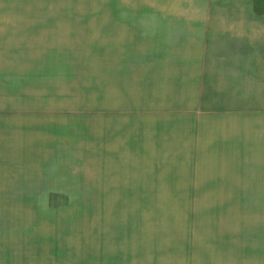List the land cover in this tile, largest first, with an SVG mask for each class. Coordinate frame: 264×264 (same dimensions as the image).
Returning <instances> with one entry per match:
<instances>
[{
    "label": "rangeland",
    "instance_id": "obj_1",
    "mask_svg": "<svg viewBox=\"0 0 264 264\" xmlns=\"http://www.w3.org/2000/svg\"><path fill=\"white\" fill-rule=\"evenodd\" d=\"M252 8L264 15V0ZM209 9L0 0V107L7 96L8 156H18L6 170L22 174L7 224L39 228L20 248L0 242L10 257L23 248L22 264H232L244 245L252 257L264 249V79L230 90L234 54L257 30L264 40V24L242 13L215 22ZM198 15L187 36L181 19ZM192 48L198 60L177 78L166 60L186 67Z\"/></svg>",
    "mask_w": 264,
    "mask_h": 264
},
{
    "label": "crops",
    "instance_id": "obj_2",
    "mask_svg": "<svg viewBox=\"0 0 264 264\" xmlns=\"http://www.w3.org/2000/svg\"><path fill=\"white\" fill-rule=\"evenodd\" d=\"M190 4L197 6V5H206L210 6V13H211V20L218 22V20H221L224 22V24H227V20L229 18L235 17L236 19H239L241 15L239 13H242L244 15V19L247 21H252L256 23H263L262 19L264 18L263 14L257 13L252 8V3L255 2V0H235L234 5H229V0H189ZM244 4V6L247 5L246 11H240L242 8L241 6ZM246 4V5H245ZM236 5V6H235ZM235 6V7H234ZM236 12V13H234ZM185 19V20H183ZM181 19L180 28H185L186 32L185 34L187 36H194L197 35L198 30L195 29V26L193 25L195 22H200L204 20V17L201 18L198 15V18L195 20L194 16H185V18ZM195 20V21H194ZM194 21V22H190ZM192 26L193 32H188V28ZM223 30H220L222 33H229V31L226 30V28L222 27ZM196 33V34H194ZM173 34V33H171ZM257 38L253 42L249 40V38H243V45L237 52V54H234V60H235V70L234 78L232 81V84H230V90L236 91V85L240 82L243 83L244 78L245 79H252L254 82L252 83H258L262 84V80L264 79V71H262L264 65V40L261 38L263 37L261 35L260 30H257L256 33ZM177 32H175L173 35H170L168 33L166 35V40L168 43H170L172 46L173 42L177 40ZM183 37V35H182ZM186 37V36H185ZM193 43V41H192ZM197 53V50L195 51ZM198 60V55L194 54V48L191 49V51H188V55L185 56V61L187 63L186 67L184 65H179L180 62L173 61V60H166L175 70H177V78L180 77L179 71L181 72V69H185L189 67L190 65L193 66L194 62ZM164 61V60H163ZM180 69V70H178ZM4 80V78H2ZM179 83H182L181 78L179 79ZM1 84V83H0ZM264 84V81H263ZM20 94V93H19ZM20 100L22 99V95L20 94ZM16 99V97H15ZM236 99H239L236 96ZM1 100L4 101L5 107H0V242L3 240H8L9 243H15L17 242V245L20 246L24 244L22 243L25 236H28L29 234L33 236H39V228L34 227V229H38V231L34 232H25V229H31L33 227H28L29 224H7L8 221V213H17L18 210V200L16 197L19 196L18 189H21V186L19 184H22L21 177L20 176L15 177V173L12 174L10 171L6 170L7 161H9V157L11 161L14 162L16 159H18V156L12 152V156H8L9 152V140L8 139V133H9V122L11 124L10 132L13 130V122L9 121V118L13 117H7V112H9V108L7 107V100L8 97L4 96ZM16 109L13 110V112ZM13 164V163H12ZM12 167V165H11ZM12 174V175H9ZM11 180H10V179ZM9 179V180H8ZM8 198H15L13 200H8ZM9 205H12L13 208H9ZM36 208V207H34ZM22 210V209H21ZM20 210V211H21ZM17 217V215L15 214ZM15 217V218H16ZM65 227L59 226V229H62ZM64 235V232H62ZM264 235L263 233L260 234V236ZM19 240H22L20 242ZM242 240V239H241ZM150 241V238L146 239V243ZM9 243L7 245L2 246L0 243V261L6 262V264H22L21 262H26L25 257L21 253L24 252V249L22 248L21 253L18 254V256L10 257L9 253ZM242 244V243H240ZM4 245V244H3ZM19 250V249H14ZM33 251V250H32ZM147 252H144L146 255ZM235 253V250H234ZM9 254V255H8ZM229 254L231 255V251H229ZM238 254H240L241 258L238 260H235L232 264H264V249L263 247H258V250L256 251L254 257L249 256L251 254L248 245H244V247H241L238 249ZM144 255V256H145ZM187 257V256H186ZM139 259V258H138ZM167 256H165V259L162 260L160 264H173L174 261L170 260L168 262ZM236 259V258H234ZM233 259V260H234ZM15 260V261H14ZM220 260V259H218ZM231 260V259H229ZM164 261V262H163ZM240 261V262H239ZM11 262V263H10ZM175 263V262H174ZM135 264H142L138 260ZM145 264H149L148 262H145Z\"/></svg>",
    "mask_w": 264,
    "mask_h": 264
}]
</instances>
